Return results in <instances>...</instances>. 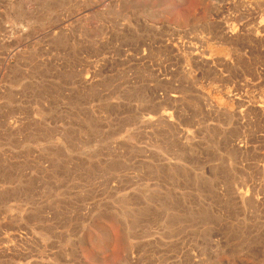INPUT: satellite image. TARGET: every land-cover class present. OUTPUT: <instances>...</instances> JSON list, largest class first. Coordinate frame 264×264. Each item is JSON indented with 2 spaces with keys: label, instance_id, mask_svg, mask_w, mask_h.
<instances>
[{
  "label": "rangeland",
  "instance_id": "rangeland-1",
  "mask_svg": "<svg viewBox=\"0 0 264 264\" xmlns=\"http://www.w3.org/2000/svg\"><path fill=\"white\" fill-rule=\"evenodd\" d=\"M0 264H264V0H0Z\"/></svg>",
  "mask_w": 264,
  "mask_h": 264
}]
</instances>
